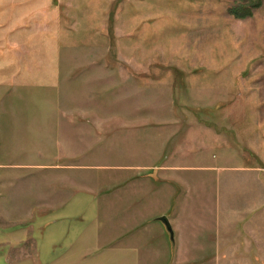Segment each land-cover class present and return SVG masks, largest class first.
Here are the masks:
<instances>
[{
  "label": "crops",
  "instance_id": "crops-1",
  "mask_svg": "<svg viewBox=\"0 0 264 264\" xmlns=\"http://www.w3.org/2000/svg\"><path fill=\"white\" fill-rule=\"evenodd\" d=\"M50 13L56 20V8ZM6 43L0 139L10 157L31 156V163L12 165L32 176L29 184L30 173L22 180L26 189L18 179V211L49 219L55 243L64 242L49 264H264V116L226 114L221 122L235 121L236 128H219L211 111L229 102L228 91L195 70L148 65L154 55L162 62L168 54L146 46L143 65L109 71L74 66L69 52L51 53L53 65L41 62L34 72L26 57L10 52L8 37ZM32 85L63 89L64 99L56 95L27 117L24 91ZM106 85H124L128 100L116 95L109 104L84 92ZM132 89L142 93L137 107ZM90 120L102 123L96 136L109 127L118 165H89ZM89 168L118 175L100 180L102 193L92 197L82 174ZM90 216L97 225H89Z\"/></svg>",
  "mask_w": 264,
  "mask_h": 264
},
{
  "label": "rangeland",
  "instance_id": "rangeland-1",
  "mask_svg": "<svg viewBox=\"0 0 264 264\" xmlns=\"http://www.w3.org/2000/svg\"><path fill=\"white\" fill-rule=\"evenodd\" d=\"M73 1L0 0V50H6L8 37L10 52L26 57L25 63H32L34 72L41 62L44 68L53 65L51 53L54 58L67 52L73 56L74 66L113 71L120 66L146 64L143 57L146 46L160 57L162 52L168 54L162 62L154 55L148 65L195 70L215 82L218 91H228L229 102L211 111L219 128L226 130L229 125L236 128L235 121L221 122L226 114L234 118L244 113L264 116V0H79L78 4ZM52 8H56V20L50 13ZM248 13L251 15L245 17ZM84 92L89 100L96 97L109 104L116 95L122 101L129 97L124 85L116 90L106 85ZM141 94L132 89L136 107ZM24 95L26 115L32 118L47 109L46 105L56 95L63 100L65 90L32 85ZM104 108L106 115L112 109L110 105ZM106 125L96 136L93 131L101 128L102 123L90 120V137L95 140L94 148H90V166L119 164L113 162L112 132ZM33 136L34 133L28 135ZM2 142L6 146V141L0 139V163L6 168L0 170V264L53 263L62 253L64 242L55 243L49 226L45 225L49 219L24 217V212L18 211V185H23L24 176L30 173L25 181L29 184L32 176L31 171L17 170L12 165L31 163V156L10 157ZM118 151L119 155L121 150ZM94 155L98 160H91ZM117 171L113 168L83 171L86 176L83 178L88 180V194L93 197L102 193L98 182L118 175ZM70 193L76 191L72 189ZM89 220L90 226L97 225L91 216ZM35 242L40 244L39 251ZM51 243L55 246L51 247Z\"/></svg>",
  "mask_w": 264,
  "mask_h": 264
},
{
  "label": "trees",
  "instance_id": "trees-1",
  "mask_svg": "<svg viewBox=\"0 0 264 264\" xmlns=\"http://www.w3.org/2000/svg\"><path fill=\"white\" fill-rule=\"evenodd\" d=\"M250 15H251V14H250V13H248V15H246L245 17H249ZM245 17H244V18H245Z\"/></svg>",
  "mask_w": 264,
  "mask_h": 264
}]
</instances>
